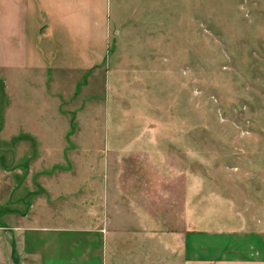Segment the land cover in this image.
I'll use <instances>...</instances> for the list:
<instances>
[{"label": "rangeland", "instance_id": "1", "mask_svg": "<svg viewBox=\"0 0 264 264\" xmlns=\"http://www.w3.org/2000/svg\"><path fill=\"white\" fill-rule=\"evenodd\" d=\"M79 3L82 29L51 38L49 12L36 23L30 0H0V264H38L21 250L26 216L77 222L87 158L100 176L102 146L130 136L171 161L182 230H264V0Z\"/></svg>", "mask_w": 264, "mask_h": 264}, {"label": "crops", "instance_id": "2", "mask_svg": "<svg viewBox=\"0 0 264 264\" xmlns=\"http://www.w3.org/2000/svg\"><path fill=\"white\" fill-rule=\"evenodd\" d=\"M59 1L65 5L51 7L56 0H30L35 8L34 22H38L42 10L49 12L54 24L53 29L52 25L48 27L53 30L51 38L62 36L61 31L54 32L56 26L74 29L73 25H77L78 32L82 29L80 25H84L82 15L73 21L80 0ZM68 15L72 17L68 19ZM71 42L72 46L77 45ZM32 43H29L31 48ZM41 43L35 42L34 50ZM54 133L62 139V131L54 129ZM118 140L119 144L110 141L112 144L102 146L104 160L100 176L95 175L94 169L98 163L88 156L86 166L91 171L87 177L88 189L94 195L89 194V206L85 213L77 215V222L72 224L62 218L57 224H40L32 221L34 214L29 212L25 232L21 233L25 226L19 227L24 256L36 259L38 264H264V230L235 229L229 223L227 228L218 223L213 228L200 230L195 219L189 221V228L182 230V213L177 224L173 216L174 198L182 184L175 183L171 161L159 156V143L134 140L131 136L128 142ZM108 146L118 149L120 156H107ZM138 152H144V157H137ZM114 165L118 166L117 170ZM142 166L151 168V172ZM99 177L104 182L100 213L96 203L99 197L94 189ZM178 208L182 210L181 203ZM201 232L211 239L200 238Z\"/></svg>", "mask_w": 264, "mask_h": 264}]
</instances>
